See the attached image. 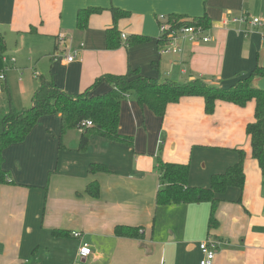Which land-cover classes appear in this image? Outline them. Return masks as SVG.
I'll list each match as a JSON object with an SVG mask.
<instances>
[{
  "label": "crops",
  "instance_id": "0c3cea01",
  "mask_svg": "<svg viewBox=\"0 0 264 264\" xmlns=\"http://www.w3.org/2000/svg\"><path fill=\"white\" fill-rule=\"evenodd\" d=\"M87 7L101 11L79 29L77 11ZM112 7L128 15L117 21L120 45L109 49ZM240 14L264 18V0H0L5 81L6 71L29 69L32 84L22 86L19 102L10 95L11 102L17 110L29 108L39 75L75 95L97 77L128 68L160 82L199 78L228 89L264 67L261 31L229 22ZM158 15L206 16L211 41H181V53L159 56ZM133 35L149 39L128 45ZM252 84L264 91V75ZM109 87L103 83L92 94ZM254 107L252 100L242 107L217 100L207 114L202 97L185 96L160 118L127 95L118 131L131 136L132 145L91 135L83 152L77 130L60 139L59 115L39 118L22 142L3 151L10 182L0 186V264H74L82 243L90 248L83 264H199L198 244L206 238L217 243L212 264H264V175L245 132ZM238 150L245 154V182L242 190L229 187L216 195V227L208 228V202L156 204L157 160L187 163L188 185L206 188L212 175L238 161ZM91 164L108 171L89 172ZM92 182L99 185L96 198L85 193ZM116 226L139 227L141 236H115ZM73 231L81 236L74 238Z\"/></svg>",
  "mask_w": 264,
  "mask_h": 264
},
{
  "label": "trees",
  "instance_id": "16d2710c",
  "mask_svg": "<svg viewBox=\"0 0 264 264\" xmlns=\"http://www.w3.org/2000/svg\"><path fill=\"white\" fill-rule=\"evenodd\" d=\"M112 26L105 31L106 46L114 49L120 45L117 21L126 17L128 13L119 8H110ZM101 11V8L87 7L80 9L76 14V24L79 29L87 25L89 17ZM169 21L176 25L202 26L209 28L206 16L188 18L183 15H169ZM148 37L133 35L126 41L128 45H136L147 41ZM161 41L158 42V46ZM6 49L5 40L0 35V71L4 70L3 53ZM154 65V64H153ZM264 75V67H255L251 73L239 79L228 89L208 85L202 79L195 78L188 82L178 83L170 80L160 82L158 77L147 78L139 74L138 69L128 68L124 74H105L97 77L84 91L69 95L60 90L51 77L37 76V87L31 96V106L16 110L11 102L10 92L6 81L1 82L0 93V186L10 182L8 171L2 167L3 151L11 144L22 142L38 119L47 115H59L60 139L69 130H77L79 123L90 120L92 125L79 132L77 150L83 152L87 149L89 137L98 135L108 141L125 145H132L131 136L119 133V119L121 101L127 96L134 95L140 107H147L156 116L162 118L165 108L170 103L178 102L185 96H199L204 100L205 113L210 114L215 101L231 102L244 106L254 101V120L246 125L245 132L249 136L251 157L257 161L261 173L264 175V91L252 84L253 78ZM110 87L107 91L98 94L92 92L101 84ZM62 147V143H59ZM238 161L229 166L223 173L214 174L210 178V185L206 188L189 186L187 183L189 165L183 163H170L157 160L156 170L159 174V188L155 200L157 205L196 204L208 202L210 213L208 228L216 227L215 212L218 205L217 194L225 192L229 187L242 190L245 177L243 161L245 154L238 150ZM89 172H107L103 165L91 164ZM85 193L96 198L99 196V185L96 182L88 184ZM139 227L116 226L114 234L124 238L140 237ZM55 236L60 233L53 231Z\"/></svg>",
  "mask_w": 264,
  "mask_h": 264
},
{
  "label": "built area",
  "instance_id": "2783aa9c",
  "mask_svg": "<svg viewBox=\"0 0 264 264\" xmlns=\"http://www.w3.org/2000/svg\"><path fill=\"white\" fill-rule=\"evenodd\" d=\"M229 22L239 26L248 25L254 29H257L258 31H261V35L264 39V18L250 17L246 14H240L238 16H233ZM157 27L159 40L158 42L161 41V44L157 48V53L159 56L170 54L175 55L181 53V41H187L190 43H208L211 41V36L206 33V29H204L202 26L176 25L174 22L169 21L166 15L157 16ZM122 38L125 37L122 35ZM75 56V53L67 55L66 60L68 62H71L73 61ZM4 80L5 74L4 70H2L0 71V93L1 82ZM91 125L92 123L90 120H83L79 123L77 131L82 132L84 128L90 127ZM71 236H73L74 238H79L81 236V233L78 231H73L71 232ZM198 248L201 253L199 264H212L216 254L217 243L210 238H206L199 242ZM89 254L90 248L88 244L82 243L76 253L74 264H83V261Z\"/></svg>",
  "mask_w": 264,
  "mask_h": 264
},
{
  "label": "rangeland",
  "instance_id": "374dc122",
  "mask_svg": "<svg viewBox=\"0 0 264 264\" xmlns=\"http://www.w3.org/2000/svg\"><path fill=\"white\" fill-rule=\"evenodd\" d=\"M28 75H30L29 69L26 71H22V72L16 71L15 69H10V70L6 71V76H7V81H8L7 84H8L10 95L17 102H19V100L23 94L22 86L28 85L29 83H30V86H32L31 80L28 78ZM32 82H33V85L34 84L37 85V82L35 80H33ZM12 105H13V101H12ZM25 106H27V105H25ZM21 109L22 108H20L19 110H21Z\"/></svg>",
  "mask_w": 264,
  "mask_h": 264
}]
</instances>
